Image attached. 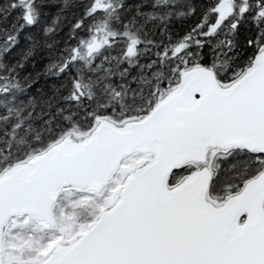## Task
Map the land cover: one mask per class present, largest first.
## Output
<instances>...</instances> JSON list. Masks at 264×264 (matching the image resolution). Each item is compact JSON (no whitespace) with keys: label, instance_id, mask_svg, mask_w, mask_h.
I'll return each instance as SVG.
<instances>
[{"label":"snow or ice","instance_id":"obj_1","mask_svg":"<svg viewBox=\"0 0 264 264\" xmlns=\"http://www.w3.org/2000/svg\"><path fill=\"white\" fill-rule=\"evenodd\" d=\"M4 10L0 264H264V0Z\"/></svg>","mask_w":264,"mask_h":264},{"label":"trees","instance_id":"obj_2","mask_svg":"<svg viewBox=\"0 0 264 264\" xmlns=\"http://www.w3.org/2000/svg\"><path fill=\"white\" fill-rule=\"evenodd\" d=\"M53 2H61L62 3L61 0L60 1L53 0ZM76 2L79 3L80 0H76ZM84 2H87V1H84ZM133 2L134 3L135 2H138V0H133ZM71 11L72 12H79L80 9L79 8H75V9H72ZM12 15L14 16V19L11 18ZM66 15H69L70 16L71 13H66ZM195 19L196 18L194 17V18L190 19L187 23L188 24L194 23L195 22ZM0 21L2 23L9 22V25L7 26L8 32H13L14 31V22H16V23L19 22V14L18 13L9 14L7 10L0 11ZM10 23L13 25L12 27H10ZM67 27H68V25L66 23V26H65L64 31H67ZM241 39H243V37H241ZM46 55H47L46 52L43 53V56H46ZM42 58L43 57L42 56H39V55L36 57V61H35L36 69L35 70H38L42 66L43 63L47 62L45 60H42ZM24 71H25V73H28V72H33L34 69L31 67V65H29V66H26V68H25ZM43 84H44V79H43V77H41V79L39 81H37V84L34 87H38V86H41ZM38 124H39V122H37L35 131L30 132L27 135L26 139L29 140V141H32L33 142V147L36 148V149H39V151H41L42 149H45L46 147H48V145L50 143V138H49V134H48L46 128L45 129H41V127ZM80 127H81V131H83L84 130L83 123H81V126ZM57 132H58V130H57ZM0 134H2V133H0ZM37 134H39L40 137L42 138V141H43L42 143H36L35 142V138H36ZM22 135L23 134L18 135L15 138V140L16 139L20 140L22 138ZM72 136L78 138V135L77 134H73ZM55 138H56V133H54L53 136H52V139H55ZM13 142H14V140L12 141V144H13ZM3 147H5V145L3 143H0V148H3ZM19 147L20 148H23V145H20Z\"/></svg>","mask_w":264,"mask_h":264},{"label":"rangeland","instance_id":"obj_3","mask_svg":"<svg viewBox=\"0 0 264 264\" xmlns=\"http://www.w3.org/2000/svg\"><path fill=\"white\" fill-rule=\"evenodd\" d=\"M56 1H60V0H56ZM84 1H87V0H84ZM140 2H141L140 0H138V2H135V3L133 2V0H127V3L128 4H132V5L138 4ZM11 18L14 19V16L12 15ZM8 25H9V22L2 23L0 21V26H1L0 27V39H4L8 35V33H6V32L3 31L4 29H7V26ZM12 26L13 25L10 23V27H12ZM133 87H135V85H133ZM129 103H131V102H129ZM72 138H76V137L72 136ZM17 141H19V140L18 139H16V140L14 139L13 147H19L20 146V145L17 144ZM43 150H45V149H42L39 152H42ZM33 155H36V154H33ZM62 192H63V194L61 195ZM59 196H61V200L62 201H66L68 204H72L73 192L71 190H61ZM85 202H86L85 201V198L78 197L75 203L78 204V205H80V206H83ZM65 206H67V204ZM73 206H75V205H73ZM55 243L56 242L53 241L52 243L48 244L47 245V248L48 249H51L55 245Z\"/></svg>","mask_w":264,"mask_h":264},{"label":"water","instance_id":"obj_4","mask_svg":"<svg viewBox=\"0 0 264 264\" xmlns=\"http://www.w3.org/2000/svg\"><path fill=\"white\" fill-rule=\"evenodd\" d=\"M79 139V138H78ZM78 139H74L72 138L71 136V140L75 143V142H78ZM64 149V145L61 144L59 148L56 149V158H63V156L65 155V152L63 151ZM49 155V151H48V148L45 149L44 151L40 152L38 155H34L31 157L30 160H28V163H34L35 161L37 160H40V161H44V162H47V157ZM26 165H21V164H16L15 167L13 168V172H21L23 170V168L25 167ZM75 187V186H74ZM61 189H57L53 192V199L55 198V196H58L59 195V192H60ZM41 220L44 221L45 223L49 222L50 220V217L47 215V214H41Z\"/></svg>","mask_w":264,"mask_h":264},{"label":"bare ground","instance_id":"obj_5","mask_svg":"<svg viewBox=\"0 0 264 264\" xmlns=\"http://www.w3.org/2000/svg\"><path fill=\"white\" fill-rule=\"evenodd\" d=\"M141 1V0H140Z\"/></svg>","mask_w":264,"mask_h":264}]
</instances>
